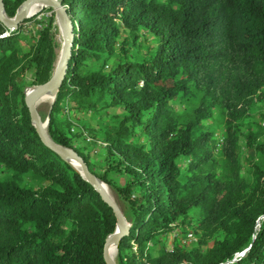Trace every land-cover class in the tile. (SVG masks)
<instances>
[{"label":"trees","instance_id":"16d2710c","mask_svg":"<svg viewBox=\"0 0 264 264\" xmlns=\"http://www.w3.org/2000/svg\"><path fill=\"white\" fill-rule=\"evenodd\" d=\"M26 1L4 0L7 17ZM63 5L74 43L48 133L124 202L131 227L117 264H264V142L250 147L262 161L249 162L251 180L243 174L241 142L264 96V0ZM38 16L17 29L0 21V264H106V240L117 229L113 209L42 141L26 105V89L46 84L58 60L54 18ZM28 22L42 28L28 34ZM147 35L155 50L132 59L131 46L139 49ZM178 101L195 103L179 114ZM115 108L124 114L101 129L105 168L97 171L91 153L77 145L85 131L66 114L102 116ZM216 108L226 116L219 140L204 124ZM28 175L40 184H29ZM193 221L197 247L150 254L159 237Z\"/></svg>","mask_w":264,"mask_h":264},{"label":"rangeland","instance_id":"374dc122","mask_svg":"<svg viewBox=\"0 0 264 264\" xmlns=\"http://www.w3.org/2000/svg\"><path fill=\"white\" fill-rule=\"evenodd\" d=\"M36 14L39 15L37 17V20L46 21V23L50 22L54 18V25H55L54 30L56 32L57 43L59 45V48L57 50L58 52L57 64H58L62 61L65 55V51H64V37L60 29L57 11L51 7L40 6L38 11L32 14L30 17H33ZM36 29H37V23L31 22L29 23L26 31L28 34H30L31 32H33L31 34H34L37 31ZM127 36L128 33L127 31L124 30L122 35V40L127 38ZM145 37L146 39H141L142 45L140 46L139 49L134 46H131V48H134L132 53L137 54L136 56L134 55L132 59L137 61H142L145 55H147V53L151 51L153 52V50H155L156 42L154 36L147 35ZM23 48L28 50V47L26 45ZM29 79L30 76H28L27 78L28 82L30 81ZM33 87H37V86L28 87L26 90L27 91L31 90L33 89ZM53 101L54 99L39 107L40 117L47 130H48V126L46 122L48 117L50 116V111L52 108ZM194 103L195 101L191 103L185 101H178L175 102L173 106L179 114H184L185 112L189 111L191 107L194 106ZM123 114H124V110L122 108H115L111 110L110 113H103L102 114L103 117L91 113L76 112L75 110H71V109L66 114V116L70 117L72 123L77 125L76 128L88 132L89 133L88 135H90L94 140H96V142L91 145L83 137L79 139L77 145L80 148L84 149V151L91 153L97 171H102L105 168L104 159H105L106 150L99 145L100 142L101 143L104 142L101 136L102 133L101 129L106 122L107 123L113 122V117L121 116ZM246 122H247L246 127H243L241 130L243 135L241 138L242 151H243L242 163H243V174L247 177V179L251 180L252 179L251 166L249 162L254 160L257 163L262 162L261 158L258 157L257 152L253 150L251 151L250 147L253 143L259 144L264 142V96L261 99H257L255 101ZM204 124H205V130L213 131L218 140L225 136L226 116L221 109L216 108L213 117L210 120L205 121ZM250 132L252 133L251 135ZM184 164L185 162H183L182 164L183 168H185ZM2 170L3 167L0 165V171ZM100 180L103 181L102 179ZM27 182L33 186H37L40 184V182L32 175L27 176ZM104 185L109 188L112 197L114 198V201L119 206V208L121 209V211L125 216L124 202L120 199L118 194L113 189H111L106 183ZM195 227L196 225L194 221L192 222V225H190L186 229L183 228L181 225H177L174 232L159 237L156 242L151 244L150 254L152 256H155L160 254L164 250L172 249L174 247H181L188 250L197 247L199 244L198 243L199 238L196 236V234L193 233V229ZM190 233L194 234V237L197 239V241H194L189 237ZM211 245L212 244L210 243V246Z\"/></svg>","mask_w":264,"mask_h":264},{"label":"water","instance_id":"95a60500","mask_svg":"<svg viewBox=\"0 0 264 264\" xmlns=\"http://www.w3.org/2000/svg\"><path fill=\"white\" fill-rule=\"evenodd\" d=\"M35 6L51 7L57 11L60 29L64 37L65 55L62 61L56 65V69L52 78L46 84L33 87L30 92L26 91V105L29 109L31 120L35 125L42 141L53 151H55L61 158L70 163L72 167H74L97 190V192L102 196L103 200L113 209L117 219V229L115 233L110 235L106 240L104 247V259L106 264H117L111 258V249L113 246H116L118 249L122 238L127 235L130 230V223L127 221L116 202L104 189L102 185L103 181H101L90 171L84 159L73 149L63 147L51 139L48 131H46L43 127V121L37 109V102L48 93H54L55 95L52 105L56 101V96L63 85V81L68 69V62L71 57L72 46L74 43V33L71 18L67 13L66 7L63 5V0H27L19 9L17 16L13 19L7 17L5 13L4 0H0V21L10 29H17L21 23H23L32 15L31 11ZM51 112L52 108L50 114ZM49 121L50 116L46 122L47 126L49 125ZM74 163H76L79 168H77Z\"/></svg>","mask_w":264,"mask_h":264},{"label":"bare ground","instance_id":"6f19581e","mask_svg":"<svg viewBox=\"0 0 264 264\" xmlns=\"http://www.w3.org/2000/svg\"><path fill=\"white\" fill-rule=\"evenodd\" d=\"M40 8V6H35L31 13L34 14L35 12L38 11V9ZM32 90V89H31ZM31 90H28L27 92H30ZM55 95L54 93H48L46 94L45 96H43L38 102H37V109L39 111V107L49 101H52L54 99ZM43 127L45 128L46 131L47 128L45 127V125L43 124ZM74 165L79 168V166L77 164L74 163ZM104 189L106 190V192L111 196V198L114 200V198L112 197V194L109 190L108 187H106L103 183H102ZM111 258L115 261V263H117V250H116V246H113L112 249H111Z\"/></svg>","mask_w":264,"mask_h":264},{"label":"built area","instance_id":"2783aa9c","mask_svg":"<svg viewBox=\"0 0 264 264\" xmlns=\"http://www.w3.org/2000/svg\"><path fill=\"white\" fill-rule=\"evenodd\" d=\"M29 23H31V22H28L27 24H26V29H27V27H28V25H29ZM37 28H42V25L41 24H37ZM75 131V129L74 128H72V132H74ZM84 138H85V140L88 142V143H95L96 142V140H94L90 135H88V133L87 132H84ZM99 145L100 146H102L103 148H105L106 146H107V144L106 143H99ZM189 237L192 239V240H194V241H197V239L194 237V234L193 233H190V235H189Z\"/></svg>","mask_w":264,"mask_h":264}]
</instances>
